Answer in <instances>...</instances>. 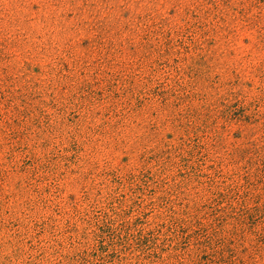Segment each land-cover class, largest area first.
<instances>
[{"label":"rangeland","instance_id":"rangeland-1","mask_svg":"<svg viewBox=\"0 0 264 264\" xmlns=\"http://www.w3.org/2000/svg\"><path fill=\"white\" fill-rule=\"evenodd\" d=\"M0 264H264V0H0Z\"/></svg>","mask_w":264,"mask_h":264}]
</instances>
